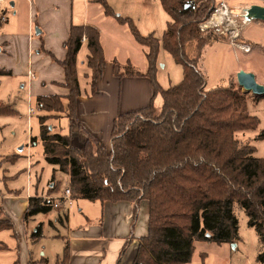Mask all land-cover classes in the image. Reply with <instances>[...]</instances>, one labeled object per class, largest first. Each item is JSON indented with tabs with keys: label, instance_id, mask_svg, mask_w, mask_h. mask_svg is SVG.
I'll return each mask as SVG.
<instances>
[{
	"label": "trees",
	"instance_id": "trees-1",
	"mask_svg": "<svg viewBox=\"0 0 264 264\" xmlns=\"http://www.w3.org/2000/svg\"><path fill=\"white\" fill-rule=\"evenodd\" d=\"M97 1L105 15L125 25L146 48L144 73L127 63L118 66V75L148 77L154 94L162 98L160 114L154 115L153 99L144 107L118 114L112 121L108 150L89 135L82 151H76L68 135L51 133L47 119L76 115L81 92L76 57L82 38L88 49L86 66L102 69L105 65L99 31L72 25L63 44L65 58L57 61L67 94L35 98V107L43 112L38 120L45 160L67 174L71 199L148 202L147 235L140 239L131 264H185L196 241L234 242L238 238L234 206L244 210L247 224L255 230L256 259L264 263V157L253 156L254 147L235 138L238 131L255 130L259 118L247 112L248 94L240 86L205 88L198 69L208 42L199 25L207 20L216 0H160L170 17L161 39L154 33L141 35L131 18L116 14L106 0ZM161 47L182 67L181 80L167 88L156 78ZM255 96L264 100V95ZM3 112L16 111L5 104ZM57 188L54 183L47 194ZM51 209L44 197L31 196L23 218ZM11 225L9 217L0 218V230Z\"/></svg>",
	"mask_w": 264,
	"mask_h": 264
},
{
	"label": "crops",
	"instance_id": "crops-1",
	"mask_svg": "<svg viewBox=\"0 0 264 264\" xmlns=\"http://www.w3.org/2000/svg\"><path fill=\"white\" fill-rule=\"evenodd\" d=\"M218 1L220 0H216L217 3ZM222 1L225 2L230 13L235 14L242 13L251 4L264 6V0ZM2 4L0 11L2 10L7 17L5 23L9 22L7 12L12 13L14 18L17 15L21 17L19 28L16 17L9 23L11 27L2 29V33L12 38L14 61L25 68L26 80L21 84V88H27L31 99L39 95L67 94V89L63 86L64 72L57 61L65 58L66 49L63 44L68 38L70 27L89 25L99 31V40L105 58L104 67L91 69L86 66L88 49L85 38H82V45L77 53L76 69L81 92L76 101L75 118L68 119L65 114H61L47 119V122L60 116L68 119L69 131L60 135H68L72 145L81 146L85 138L91 135L109 146L112 121L118 114L144 107L151 99L155 108L160 103L162 107V98L160 94H154L148 77L118 75L117 67L127 63L135 70L144 73L147 68L146 48L135 40L125 25L120 24L114 17L105 15L99 1L8 0ZM26 25L32 27L30 33L26 31ZM35 28L39 29L38 34L35 33ZM240 37L246 42H252L248 37L243 36L242 31ZM3 43L8 44L9 41L3 40ZM158 63H160L159 55L156 78L162 88H167L172 84L166 87L160 84ZM28 100L29 103L32 102L30 98ZM31 108L28 107L29 114L33 112V108L31 112L29 111ZM33 140L35 138H32L31 142ZM22 149L23 146L20 150ZM32 168L29 160L27 184L30 186H27L24 198H21L19 190L16 194H11L8 190L7 193L11 194V198H20L22 222L25 225L30 224V228L34 229L31 237L36 240L43 236L42 229L45 223L40 217L36 219L35 215L40 213L33 215L36 220L32 223H28L31 218L28 220L23 218L27 200L33 196L30 190L34 188V196L37 193L45 199L47 196H61L66 188H58L59 190L56 189L49 194L46 188L45 191L38 193L37 188L31 185L32 175L36 174L31 175ZM66 182H68L67 178ZM54 183L56 182H49L47 187ZM10 213L9 211L4 216L9 217ZM46 215L44 217L46 223L54 230L50 238L61 240L62 244L59 250L53 252H47L40 246L36 258L31 257L29 262L31 264H131L140 239L147 235L148 202L146 200L134 203L127 200L101 202L69 199L52 208ZM38 229L39 233L36 234ZM14 235L18 234L14 233ZM20 242L21 239L18 243L20 250L17 252L15 264L27 262ZM5 246L0 244V248Z\"/></svg>",
	"mask_w": 264,
	"mask_h": 264
},
{
	"label": "rangeland",
	"instance_id": "rangeland-1",
	"mask_svg": "<svg viewBox=\"0 0 264 264\" xmlns=\"http://www.w3.org/2000/svg\"><path fill=\"white\" fill-rule=\"evenodd\" d=\"M106 2L116 14L131 18L143 36L154 33L155 37L161 39L166 22L170 20L169 15L162 8L160 0H106ZM219 2L224 4L222 11L226 15L223 16V20L216 16L219 18L216 22L220 24L203 30V35L208 38V42L203 48L198 69L205 78V88L231 84L237 87L236 72L240 69L252 72L257 82L264 84V21L252 18L244 21L245 10L240 14L230 13L225 2L222 0ZM218 3L214 5L207 20L219 6ZM219 15L222 17L221 12ZM7 16L9 22L0 24V70L2 71L0 72V211H2L0 218L10 211L9 217L13 225L0 230V244L6 245L4 248H0V264H15L17 252L20 250L18 247L20 239L22 253L25 252L27 257V262L25 261L24 264H31L29 263L30 259L31 257L36 258L40 246L44 247L47 252H53L60 249L62 242L50 238L51 234H54V230L46 223V218H44L47 216L46 213L35 215L36 219L39 217L44 219L45 224L42 229L44 237L34 240L31 237L34 229L30 228V224L25 225L22 222V206L19 204L21 200L20 198H11V194H16L19 190L21 198L26 195L27 186H30L27 184L29 160L33 166L31 175L36 173L35 176L32 175L31 185L37 188L38 193L49 188L47 186L52 181V177L53 181L58 183V188L63 189L70 186L66 182V178L68 181L67 174L59 171L57 166L48 163L44 158L38 120L43 112L35 107V98L31 99L28 96L27 88H21V84L26 80L25 68L14 61L12 38L2 33V29L11 27L9 23L16 17L19 28L21 17L17 15L14 18V15L9 12H7ZM240 31L253 43L242 39ZM3 40L9 41V43L4 44ZM243 44L249 46L248 51H244ZM158 55L160 58V63H158L160 84L166 87L179 82L182 78L181 65L176 63L162 47ZM81 81L83 82V79ZM241 90L248 94L247 112L258 117L259 124L255 130L236 132L235 138L240 144L253 146V156L264 157V100L250 92H245L242 88ZM28 98L32 102L29 103ZM5 104L16 112L4 113ZM28 107L33 108L31 114L28 113ZM160 110L161 103L156 108L154 107V115H159ZM46 124L51 126V133L63 134L69 131L68 119L65 116L52 118L50 121H46ZM32 138H35L33 142H31ZM99 143L107 150L109 149V146L104 145L101 141ZM22 146L23 149L20 150ZM70 146L76 151H82L84 143L81 146L72 144ZM92 147L93 152H96L97 147L94 144ZM7 190L11 194L7 193ZM34 190V188L30 190L33 196ZM35 196H38L37 193ZM233 213L237 219L238 238L232 243L221 244L196 241L191 260L185 264H264L256 259L259 243L255 230L247 224L244 210L234 206ZM28 219H30L28 223L36 220L34 216H30ZM14 233L18 235L15 236Z\"/></svg>",
	"mask_w": 264,
	"mask_h": 264
},
{
	"label": "water",
	"instance_id": "water-1",
	"mask_svg": "<svg viewBox=\"0 0 264 264\" xmlns=\"http://www.w3.org/2000/svg\"><path fill=\"white\" fill-rule=\"evenodd\" d=\"M245 18L259 19L264 21V6L251 4L245 9ZM35 33H39V29L35 28ZM236 81L245 92H250L253 95H264V84L257 82L255 75L252 72H247L242 69L236 72ZM21 149V148H20Z\"/></svg>",
	"mask_w": 264,
	"mask_h": 264
},
{
	"label": "built area",
	"instance_id": "built-area-1",
	"mask_svg": "<svg viewBox=\"0 0 264 264\" xmlns=\"http://www.w3.org/2000/svg\"><path fill=\"white\" fill-rule=\"evenodd\" d=\"M5 1H8V0H0V5H2V3L5 2ZM28 1H30V0H28ZM218 4H219V6H217L218 8L217 7H216L217 9L215 8V11H214V13L211 14L210 18L207 21H205V22H203V23H201L199 25L201 30H204L205 28L216 27L217 24H220V23H217L216 20L219 19V18H223V16L226 15L222 11V8L224 7V4L222 2H219ZM220 12L222 13V17H220V15H219ZM244 13H246V12L244 11ZM216 16H218L219 18H217ZM243 17H244L243 20L245 21L246 18H245V16H243ZM220 20H222V19H220ZM6 21H7V17L2 13V10H1L0 11V24L4 23ZM25 29H26V31H28L30 33L31 30H32V27L30 25H26ZM242 47H243L244 51H248L249 50V46L247 44H243ZM28 74L30 76H32V73L30 71H28ZM29 111L31 112L32 108L29 109ZM45 199H46V201L48 203L52 204V207L56 208L62 202L71 199L70 198V191H69L68 188H66L61 196H59V197L47 196V197H45Z\"/></svg>",
	"mask_w": 264,
	"mask_h": 264
},
{
	"label": "bare ground",
	"instance_id": "bare-ground-1",
	"mask_svg": "<svg viewBox=\"0 0 264 264\" xmlns=\"http://www.w3.org/2000/svg\"><path fill=\"white\" fill-rule=\"evenodd\" d=\"M244 11V10H243ZM222 20H223V18H222ZM228 20V19H227ZM230 20V19H229ZM232 21V20H231ZM218 23V22H217Z\"/></svg>",
	"mask_w": 264,
	"mask_h": 264
}]
</instances>
